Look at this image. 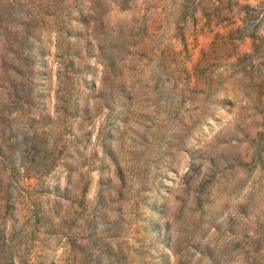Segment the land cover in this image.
Wrapping results in <instances>:
<instances>
[{
	"label": "rangeland",
	"instance_id": "obj_1",
	"mask_svg": "<svg viewBox=\"0 0 264 264\" xmlns=\"http://www.w3.org/2000/svg\"><path fill=\"white\" fill-rule=\"evenodd\" d=\"M251 33L264 0H0V264H264V88L202 76Z\"/></svg>",
	"mask_w": 264,
	"mask_h": 264
},
{
	"label": "trees",
	"instance_id": "obj_2",
	"mask_svg": "<svg viewBox=\"0 0 264 264\" xmlns=\"http://www.w3.org/2000/svg\"><path fill=\"white\" fill-rule=\"evenodd\" d=\"M251 39V51L243 54H236L235 60L231 61L230 58L232 55H223L222 57V65H220V69H216V72L202 75L204 78L203 85L205 87H209V82L216 83L218 79L223 77H229L231 73L236 72L239 75L245 76L252 80L254 84L262 89L264 88V71L260 64L254 65V61L264 57V35H255L251 33L248 35ZM224 44V43H223ZM210 58L204 57L203 60H200L199 65H203L204 67L210 66ZM202 63V64H201ZM215 66L217 64H214ZM219 66V65H217ZM206 69V68H205ZM206 71V70H205ZM205 73V72H204ZM259 95L263 98L264 91L259 92ZM264 105V101H263ZM71 114L73 113V109H70ZM264 112V110H263ZM264 117V114H263ZM264 133V123L262 124V130L258 133V135H262Z\"/></svg>",
	"mask_w": 264,
	"mask_h": 264
}]
</instances>
